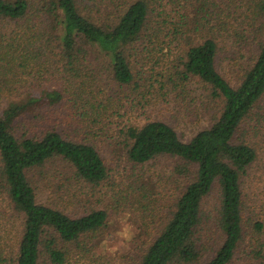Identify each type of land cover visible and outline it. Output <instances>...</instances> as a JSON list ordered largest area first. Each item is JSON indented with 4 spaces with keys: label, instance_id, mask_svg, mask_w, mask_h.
<instances>
[{
    "label": "trees",
    "instance_id": "obj_1",
    "mask_svg": "<svg viewBox=\"0 0 264 264\" xmlns=\"http://www.w3.org/2000/svg\"><path fill=\"white\" fill-rule=\"evenodd\" d=\"M88 1L0 0V187L12 211L22 217L16 245L11 250L0 249L1 264H40L45 259L50 264H66L69 256L61 244H77L104 228L106 211L72 217L61 208L38 203L28 174L59 158L79 180L92 185L104 182L108 178L105 162L81 134L86 121L95 125V118L109 110L110 104L96 101L94 82L110 72L119 86L131 85L142 52L139 49L148 52L161 47L167 37L173 42L180 40L181 29L189 22H194L195 32L203 30L207 35L203 42L193 41L181 52L180 72L173 68H177L182 83L196 79L203 84L212 103H217V112L210 126L188 142L162 121L123 130L128 159L133 164L144 165L164 156L175 158L174 172L187 181L171 218L148 245L139 264L200 263L202 203L215 184L221 191L219 226L225 241L206 264H231L243 236L242 178L257 158L254 148L236 142V136L264 98V0H247L256 16L254 27L259 23L257 32L261 33L260 40L251 46L248 60L241 54L246 47L242 44L249 38L247 31L236 32L239 46L231 44L240 56L230 63L231 68H237L236 85L219 71L225 49L215 37L217 27L211 24L217 14L211 12L208 0H199L203 4L197 5L191 21L186 14L180 17L182 27L171 23L169 16L154 22L153 5L159 0H124L118 13L107 18L99 11V0ZM213 5L220 10L216 1ZM168 26L171 30L167 36ZM55 60L58 67L54 73L65 77L61 89L41 90L25 80ZM62 110L67 112L63 118L77 121V125L69 126L74 137L58 129L64 121L52 118L54 111ZM27 123L29 130L20 133ZM143 191L145 187L139 202L149 212ZM256 228L264 232V227ZM10 234L6 229V240ZM260 264H264V249Z\"/></svg>",
    "mask_w": 264,
    "mask_h": 264
},
{
    "label": "rangeland",
    "instance_id": "obj_2",
    "mask_svg": "<svg viewBox=\"0 0 264 264\" xmlns=\"http://www.w3.org/2000/svg\"><path fill=\"white\" fill-rule=\"evenodd\" d=\"M214 1L221 6L220 10L212 6ZM98 3L102 4L99 11L103 18H107L118 13L124 0H99ZM201 4L199 0H159L153 5V10H156L154 22H161L163 17L169 16L171 23L182 27L180 17L186 14L191 21L197 5ZM208 4L213 10L211 12L216 11L217 14L211 24L217 27L215 37L225 49L219 71L232 85H236L234 69L237 68H231L230 63L234 64L233 59L240 56L236 54L237 47L231 44L237 45L236 32L247 31L249 38L243 42L242 46L246 47L241 54L248 60L251 46L261 38V33L257 32L259 23L254 27L256 16L253 17L252 5L247 0H208ZM195 28L194 22H189L182 27L180 40L173 42L171 37H167L166 41L162 39L165 43L161 47L156 46L148 52L140 48L142 52L134 69L135 81L131 85L119 86L113 82L110 72L94 82L98 95L96 101L110 106L107 114L95 118V125L86 121L81 134L86 135L83 136L86 142L95 146L105 162L108 178L104 182L92 185L79 180L68 163L59 158L28 174L38 203L61 208L72 217H80L93 210H103L108 214L104 228L88 236L87 240L60 245L69 256L66 264H139L148 245L171 218L187 182L174 172L178 160L164 156L144 165H135L128 159L126 136L122 132L129 126L141 127L149 122L162 121L188 142L210 126L217 112V103H212L210 92L196 79L182 83L176 74L177 68H173L178 67L180 72L183 64L181 52L193 41L199 44L205 40L206 31L195 32ZM165 29L168 36L170 26ZM57 67L58 62L52 61L25 80L41 87V90L61 89L65 77L56 74ZM54 112L53 120L60 118L64 121L58 129L71 135L69 126L77 125V121L74 117L63 118L67 113L63 110ZM80 114L79 111L77 116ZM28 130L27 123L20 128V133ZM69 137H74V134ZM236 142L253 147L257 158L242 178L243 236L231 264H260L264 232L256 226L264 227V98L242 125ZM142 187H145L143 192L149 201L146 202L149 212H145L139 202ZM12 209L0 187V249L11 250L20 235L22 217L19 218ZM220 212L221 191L215 184L202 203L198 240L203 257L199 264L212 259L225 241L219 226ZM8 228L11 234L6 240ZM40 264L50 263L45 259Z\"/></svg>",
    "mask_w": 264,
    "mask_h": 264
}]
</instances>
